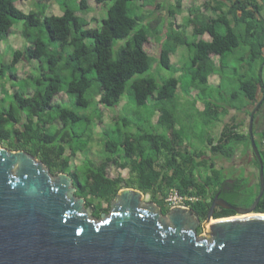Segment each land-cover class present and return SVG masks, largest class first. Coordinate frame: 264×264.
I'll return each mask as SVG.
<instances>
[{"label": "trees", "instance_id": "16d2710c", "mask_svg": "<svg viewBox=\"0 0 264 264\" xmlns=\"http://www.w3.org/2000/svg\"><path fill=\"white\" fill-rule=\"evenodd\" d=\"M45 1L57 2L63 14L47 16V6L27 14L16 0H0V43L18 21H24L26 42L0 66V88L2 81L19 79L21 61L41 64L32 92L16 90L9 106L0 100V148L31 154L52 175L68 174L76 196L94 208L97 221L110 213L125 188L143 192L164 215L171 209L167 199L172 190L194 197L186 206L202 222L217 195L237 208H251L261 191L250 133L253 113V137L264 163V0H206L179 25L174 19L183 12L184 0H114L95 28L78 15L91 9L89 0H75L76 5ZM152 38L161 42L158 59L146 50ZM121 40L125 44L115 50ZM182 46L192 55L177 68L171 55ZM153 63L181 75L162 83L152 76L135 79ZM224 86L230 94L223 93ZM127 91L144 117L137 121L118 115L99 134L101 150L92 157L95 127L103 123L101 107H119ZM62 93L70 104L55 102ZM93 104L90 113L78 112ZM234 114L249 117L247 127ZM239 151H250L252 164L237 176L221 161H232ZM111 168L128 175L113 177ZM256 212L264 213V194ZM236 215L218 207L214 218ZM203 233L201 226L198 235Z\"/></svg>", "mask_w": 264, "mask_h": 264}, {"label": "water", "instance_id": "95a60500", "mask_svg": "<svg viewBox=\"0 0 264 264\" xmlns=\"http://www.w3.org/2000/svg\"><path fill=\"white\" fill-rule=\"evenodd\" d=\"M215 197L206 221L194 210L174 207L164 215L143 192L125 188L109 214L94 220V208L76 196L66 173L52 175L25 151L0 148V264H264V213ZM236 216L214 218L216 208ZM246 215V216H245ZM204 233L198 235L199 227Z\"/></svg>", "mask_w": 264, "mask_h": 264}, {"label": "rangeland", "instance_id": "374dc122", "mask_svg": "<svg viewBox=\"0 0 264 264\" xmlns=\"http://www.w3.org/2000/svg\"><path fill=\"white\" fill-rule=\"evenodd\" d=\"M206 0H184L183 3V12L178 15L174 19V23L176 24H182L184 22L185 17L189 16V11L191 9H194V7L201 6L205 3ZM114 0H108L105 4H99L96 2V0H89V6L90 10L88 13H81L79 12L78 15L86 18V20L90 23V27H99L101 21L107 17V8H109ZM173 2V0H172ZM16 6L20 10H22L25 13H31V12H41L45 6H47L45 10V15L51 16V15H59L61 16L63 14L62 10L60 9L57 2L55 3H46L45 0H16ZM72 5L78 4L75 2V0L71 1ZM24 21H18L14 24L12 27L10 34L7 39H5L2 43H0V66L1 65H7L12 59L14 50H18L19 48L26 45L24 35ZM189 34H192V29L187 30ZM125 44V40L117 41L115 50H117L120 46ZM146 50L147 52L154 57L155 59H158L161 52V42L158 40L152 38L149 43L146 44ZM192 53L186 46H182L178 49V51L175 54L171 55V63L176 66L177 68L184 66V64H187L189 61L190 56ZM41 64L38 61H33L31 63H27L25 61H21L17 66V72H18V80H8V81H2L3 87L0 88V100L4 98L7 102V105L9 106L12 102L14 92L16 90L22 88H27V92H32L31 90H34V85L32 82V79L38 77L40 75V66ZM180 72L175 74V70L166 69L163 68L161 65L157 63H153L152 69L145 74H138L135 76V79L139 78H145L152 76L154 77L159 83H162L165 79L170 78L171 76H180ZM9 73L7 74V78H9ZM213 83L218 82V78L212 79ZM29 87V89H28ZM6 92H4V89ZM222 91L225 94H230L231 89H228L227 86L222 87ZM222 93V94H223ZM131 94L129 91L126 92V94L123 97V100L121 102V105L119 107L115 108H109V110H106L104 107H101V110L104 112L103 117V123L98 124L95 127V134H94V148L92 152V157H96L95 154L99 153L101 150L100 144H99V134L106 126H111L114 123V120L118 117V115L122 117H130L137 121H141L144 117V110L138 109L131 100ZM181 102L187 98L183 92H181L180 95ZM55 102L63 103V104H70V98L67 94L62 93L58 95L55 99ZM69 107H72V105H68ZM200 109H203V105L199 104ZM94 109V104L89 109H80L78 112L81 115L90 113ZM237 116V123H244L247 127V123L249 122L250 118L247 117L245 114H234L233 116ZM158 116L155 118V122H157ZM228 119H226L227 121ZM224 126V123H220L218 127L216 128V132L222 130V127ZM218 130V131H217ZM80 158V157H79ZM222 164L227 169H232V173H236L237 176H240V174L243 172V167L247 165L252 164V154L249 151L248 153H242L241 151L238 152L237 156L232 161L223 160L221 161ZM252 167V166H251ZM237 168V169H235ZM253 168V167H252ZM251 168L248 167V171H250ZM110 175L111 176H117L118 174H122L124 176L128 175L127 171H121L116 170L114 168L110 169ZM146 202H150L148 198H145Z\"/></svg>", "mask_w": 264, "mask_h": 264}, {"label": "built area", "instance_id": "2783aa9c", "mask_svg": "<svg viewBox=\"0 0 264 264\" xmlns=\"http://www.w3.org/2000/svg\"><path fill=\"white\" fill-rule=\"evenodd\" d=\"M196 198L194 197H184L179 194L177 190H172L169 194V197L167 199V202L170 204L171 208L174 207H188L186 206L187 201H195Z\"/></svg>", "mask_w": 264, "mask_h": 264}, {"label": "bare ground", "instance_id": "6f19581e", "mask_svg": "<svg viewBox=\"0 0 264 264\" xmlns=\"http://www.w3.org/2000/svg\"><path fill=\"white\" fill-rule=\"evenodd\" d=\"M246 216V215H245Z\"/></svg>", "mask_w": 264, "mask_h": 264}, {"label": "clouds", "instance_id": "9594fccd", "mask_svg": "<svg viewBox=\"0 0 264 264\" xmlns=\"http://www.w3.org/2000/svg\"><path fill=\"white\" fill-rule=\"evenodd\" d=\"M189 208V207H188Z\"/></svg>", "mask_w": 264, "mask_h": 264}]
</instances>
